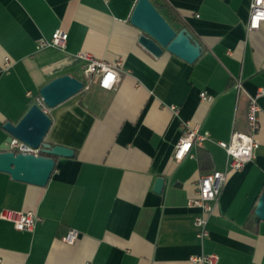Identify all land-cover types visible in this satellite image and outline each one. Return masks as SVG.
<instances>
[{
	"label": "crops",
	"instance_id": "0c3cea01",
	"mask_svg": "<svg viewBox=\"0 0 264 264\" xmlns=\"http://www.w3.org/2000/svg\"><path fill=\"white\" fill-rule=\"evenodd\" d=\"M251 1L156 0L174 9V27L185 25L202 46V56L188 64L167 51L155 57L139 43L142 32L130 22L138 0H0V65L11 62L0 73V150H8L4 125L19 123L34 105L29 92L40 95L64 75L85 82L80 53L120 63L114 89L96 81L48 108L47 141L75 156L56 159L47 186L0 172V264H208L193 259L212 254L218 264H264V220L256 222L264 192V96L256 157L227 172L203 239L199 210L189 206L202 175L226 171L229 157L218 143L248 131L250 100L264 91V22L249 31ZM58 30L69 35L64 49L38 48ZM184 124L211 138L177 162ZM199 150L210 155L205 169ZM160 177L166 185L157 193ZM3 210L34 212L36 227L18 231L1 219ZM72 229L80 233L74 245L63 240Z\"/></svg>",
	"mask_w": 264,
	"mask_h": 264
},
{
	"label": "built area",
	"instance_id": "2783aa9c",
	"mask_svg": "<svg viewBox=\"0 0 264 264\" xmlns=\"http://www.w3.org/2000/svg\"><path fill=\"white\" fill-rule=\"evenodd\" d=\"M109 2L110 0H104ZM264 22V0H252L250 5V18L248 22L249 31H257L260 29L261 24ZM69 35L67 32L58 30L51 39H41L38 42V48L56 47L64 49L66 47ZM78 57L86 62L85 82L82 92L90 90L92 84L96 81L98 85L105 90L114 89L119 83L118 65H112L104 60L96 59L90 54L80 53ZM11 62L9 58L5 59L4 64L0 65V73L9 70ZM241 83H238L237 88L240 89ZM32 97L34 104L39 105L45 112L48 108L45 105L43 98L40 95L34 96L31 92L27 94ZM264 96V91H259L254 97L251 98L248 112H247V132H233L231 139L228 142L220 141L218 144L222 147L228 157L229 163L226 171H214L204 174L200 177L197 184V197L189 201V206L199 210L196 218L195 225L198 228V237L203 239L208 235V220L210 215L215 209V205L221 194L222 186L227 180V172L229 170L242 171L247 164L254 161L256 151L260 147V142L256 135L260 129L261 107L259 99ZM201 98L205 101H213V96L206 93H201ZM184 135L176 145L174 158L177 162H181L186 157H194L192 154L193 148H203L206 141L210 140L211 135L209 132H201L199 127L194 129L188 128L183 125ZM8 151H13L16 154H31L40 155V149L32 148L24 142L13 138L7 144ZM1 219L10 221L14 224L18 231H33L38 222V216L34 212H18L12 210H3ZM80 237V233L75 230H69L63 237L64 242L74 245ZM195 262H202L208 264H218L219 256L212 254L205 257L194 258Z\"/></svg>",
	"mask_w": 264,
	"mask_h": 264
},
{
	"label": "water",
	"instance_id": "95a60500",
	"mask_svg": "<svg viewBox=\"0 0 264 264\" xmlns=\"http://www.w3.org/2000/svg\"><path fill=\"white\" fill-rule=\"evenodd\" d=\"M130 22L142 32L139 43L155 57H160L167 51L188 64H194L202 56L203 48L193 39L190 32L187 29L177 31L173 28L151 0H138ZM83 88V81L64 75L45 85L40 90V96L47 108L53 109L82 93ZM52 125V118L37 104L31 106L19 123L7 122L4 125V130L9 134L7 142L10 143L16 138L32 148L40 149V155L0 150V172L9 174L15 181L39 187L47 186L56 169L55 157L75 156L73 149L47 141ZM165 185L166 179L160 177L156 182L155 191L162 193ZM262 220L264 192L256 209V222Z\"/></svg>",
	"mask_w": 264,
	"mask_h": 264
},
{
	"label": "trees",
	"instance_id": "16d2710c",
	"mask_svg": "<svg viewBox=\"0 0 264 264\" xmlns=\"http://www.w3.org/2000/svg\"><path fill=\"white\" fill-rule=\"evenodd\" d=\"M151 1L155 5V7L160 11V13L165 17V19L171 24V26H173V28H175L174 25H173V22L175 20H180L177 12L167 3H164L163 5H160L159 3L156 2V0H151ZM162 8L166 9L165 13H162ZM175 29L177 31H180L182 29H187V28L184 25L181 29H177V28H175ZM193 39L196 41V39L194 37H193ZM44 156H47V155H44ZM198 157H199V162H200L201 168L205 169L207 164L210 161V155L205 150H199ZM55 158L57 159L58 157H55ZM208 173H211V172H208ZM208 173H206V174H208Z\"/></svg>",
	"mask_w": 264,
	"mask_h": 264
}]
</instances>
